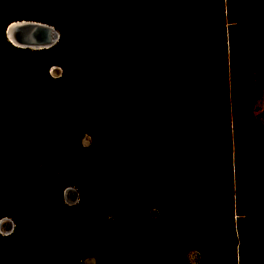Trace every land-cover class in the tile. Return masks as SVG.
<instances>
[{"label": "trees", "instance_id": "trees-1", "mask_svg": "<svg viewBox=\"0 0 264 264\" xmlns=\"http://www.w3.org/2000/svg\"><path fill=\"white\" fill-rule=\"evenodd\" d=\"M23 20L59 43L13 47ZM261 74L264 0H0V221L56 240L25 264H264Z\"/></svg>", "mask_w": 264, "mask_h": 264}, {"label": "rangeland", "instance_id": "rangeland-1", "mask_svg": "<svg viewBox=\"0 0 264 264\" xmlns=\"http://www.w3.org/2000/svg\"><path fill=\"white\" fill-rule=\"evenodd\" d=\"M35 13L36 12L34 10H29L28 8H22L16 11V16L22 18L34 17L38 15ZM15 56L11 55L10 57L15 58ZM29 59L33 60L31 56L28 57L27 60ZM49 73L52 77L56 79L61 78L63 75L62 69L57 66L52 67ZM251 88L253 89L255 95V102L253 105L252 112L254 114V117L264 125V75L261 74L254 76L251 82ZM231 91L234 94L235 92L234 72H232ZM73 134L74 133L72 131L70 134L71 135L70 139H72ZM78 146L82 150H88L92 146L91 137L89 135L83 136L78 142ZM49 152H50V156L54 159L53 161L55 162L51 164H49V162H43L44 166L42 167L46 169L47 167L49 168L50 165H54L57 167L56 169H58V155L52 150H50ZM57 175L58 174H56L55 172L48 175L46 182H48L49 190L52 191L56 190V186L53 185L59 182V180L56 178ZM62 198L65 207L71 210L75 209V207L78 204H80V200H81L80 191L76 187L71 186L63 192ZM73 215L74 213L72 211L68 213L69 217H72ZM3 223L4 226L1 228V224ZM8 236L9 237L11 236L10 238H8L10 239L8 241H4L3 239H0V250L2 252L6 250L9 251L8 260H4L0 262V264H25L30 250L33 249L37 250V248L41 250L42 248L48 247V243H56L55 238L52 237L51 234L48 233L43 234L38 226L37 227L31 226L30 230L29 229L25 230V228H23L19 232V229L17 228V223L13 218H4L0 221V237L7 238ZM8 243H11L9 249H8ZM191 259L194 260L195 257H192ZM51 264H55V263H51ZM81 264H97V260L94 257H87Z\"/></svg>", "mask_w": 264, "mask_h": 264}, {"label": "water", "instance_id": "water-1", "mask_svg": "<svg viewBox=\"0 0 264 264\" xmlns=\"http://www.w3.org/2000/svg\"><path fill=\"white\" fill-rule=\"evenodd\" d=\"M5 37L15 48L44 51L53 49L59 43L61 34L49 24L23 20L9 24Z\"/></svg>", "mask_w": 264, "mask_h": 264}, {"label": "bare ground", "instance_id": "bare-ground-1", "mask_svg": "<svg viewBox=\"0 0 264 264\" xmlns=\"http://www.w3.org/2000/svg\"><path fill=\"white\" fill-rule=\"evenodd\" d=\"M32 51H34V50H32ZM4 226V223L1 225V228Z\"/></svg>", "mask_w": 264, "mask_h": 264}]
</instances>
